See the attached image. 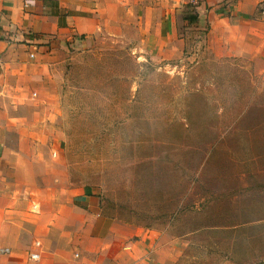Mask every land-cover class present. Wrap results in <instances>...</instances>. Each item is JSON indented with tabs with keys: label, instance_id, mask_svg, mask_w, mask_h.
<instances>
[{
	"label": "rangeland",
	"instance_id": "obj_1",
	"mask_svg": "<svg viewBox=\"0 0 264 264\" xmlns=\"http://www.w3.org/2000/svg\"><path fill=\"white\" fill-rule=\"evenodd\" d=\"M196 1L162 18L178 57L150 35L151 16L120 37L80 36L51 71L53 115L26 133L54 146L27 153L82 190L78 204L92 197L94 227L141 244L143 264H264V56L214 55Z\"/></svg>",
	"mask_w": 264,
	"mask_h": 264
},
{
	"label": "crops",
	"instance_id": "obj_2",
	"mask_svg": "<svg viewBox=\"0 0 264 264\" xmlns=\"http://www.w3.org/2000/svg\"><path fill=\"white\" fill-rule=\"evenodd\" d=\"M164 1L0 0V248L8 250L0 264H143L141 244H124L112 227H94L98 213L92 197L78 204L84 192L67 176L63 181L49 175L53 162L47 156L34 163L27 149L54 145L26 133L34 123L30 117L53 115L44 106L55 80L51 71L61 69L82 35L120 37L129 20L151 16L154 25L145 29L165 41L167 58L178 57L184 42L173 25L162 24L164 12H173L177 2ZM263 1L200 0L194 8L208 26V49L217 57L264 56ZM42 173L48 181L38 188ZM32 252L38 261L29 259Z\"/></svg>",
	"mask_w": 264,
	"mask_h": 264
},
{
	"label": "built area",
	"instance_id": "obj_3",
	"mask_svg": "<svg viewBox=\"0 0 264 264\" xmlns=\"http://www.w3.org/2000/svg\"><path fill=\"white\" fill-rule=\"evenodd\" d=\"M189 1L192 2V3H194V4L197 2L196 0H189ZM263 2H264V1H263ZM260 14H261V17L264 18V9H262V10L260 11ZM34 246H35V247H39V246H38V243H34ZM7 252H8L7 249H5V248H0V256L5 255ZM29 259H30L31 261H33V262H36V261L39 260V254L36 253V252H32V253L29 254Z\"/></svg>",
	"mask_w": 264,
	"mask_h": 264
},
{
	"label": "trees",
	"instance_id": "obj_4",
	"mask_svg": "<svg viewBox=\"0 0 264 264\" xmlns=\"http://www.w3.org/2000/svg\"><path fill=\"white\" fill-rule=\"evenodd\" d=\"M53 15H54V16H58L57 12L53 13ZM85 196H87V194H86Z\"/></svg>",
	"mask_w": 264,
	"mask_h": 264
}]
</instances>
